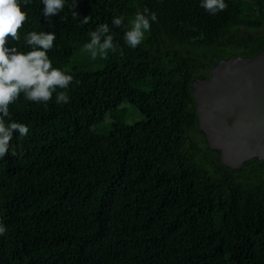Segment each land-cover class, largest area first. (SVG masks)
<instances>
[{
    "label": "trees",
    "instance_id": "16d2710c",
    "mask_svg": "<svg viewBox=\"0 0 264 264\" xmlns=\"http://www.w3.org/2000/svg\"><path fill=\"white\" fill-rule=\"evenodd\" d=\"M20 3L27 21L5 46L28 52L29 32L55 33L49 59L74 81L67 104L21 94L9 106L6 122L29 132L0 159V264H264V159L222 164L197 130L191 87L264 47V0H225L215 15L202 0H79L78 18L66 0L48 20L42 0ZM145 8L157 20L132 49L124 31ZM100 24L116 51L97 69L71 65ZM123 102L142 119L124 123Z\"/></svg>",
    "mask_w": 264,
    "mask_h": 264
},
{
    "label": "clouds",
    "instance_id": "9594fccd",
    "mask_svg": "<svg viewBox=\"0 0 264 264\" xmlns=\"http://www.w3.org/2000/svg\"><path fill=\"white\" fill-rule=\"evenodd\" d=\"M30 0H24L27 6ZM79 0H72L69 10L73 11ZM66 0H42V15L45 20L57 16L65 7ZM201 7L209 14L215 15L225 11L228 5L225 0H202ZM145 13L137 12L130 21V28L124 31V42L128 47L135 49L144 40L145 33L151 29L150 19L155 22L157 16L151 13L150 19ZM27 13L22 11L20 0H0V159L9 154L13 134L18 133L20 138L28 135L26 125L17 122H6L10 118L9 106L14 104L21 94L27 101L34 103H48L56 93L57 104H67L69 95L67 90L73 83L74 77L60 69L54 68L48 52L53 48L56 35L53 32H29L24 44L31 48L28 52L18 51L16 47H6L10 38L14 42L20 41V30L27 21ZM89 16L83 17L81 23H89ZM112 25L115 28L124 27L123 17H114ZM90 40L83 46V51L90 54L95 60L98 56L107 59L110 51H116L113 43L114 36L107 24H100L89 33ZM78 84L79 81H76ZM60 89L61 91H57ZM12 155H16L15 150ZM6 227L0 223V236L6 233Z\"/></svg>",
    "mask_w": 264,
    "mask_h": 264
},
{
    "label": "water",
    "instance_id": "95a60500",
    "mask_svg": "<svg viewBox=\"0 0 264 264\" xmlns=\"http://www.w3.org/2000/svg\"><path fill=\"white\" fill-rule=\"evenodd\" d=\"M209 73L191 85L198 132L232 169L264 159V47L249 57L222 59Z\"/></svg>",
    "mask_w": 264,
    "mask_h": 264
},
{
    "label": "rangeland",
    "instance_id": "374dc122",
    "mask_svg": "<svg viewBox=\"0 0 264 264\" xmlns=\"http://www.w3.org/2000/svg\"><path fill=\"white\" fill-rule=\"evenodd\" d=\"M262 32H263V29H253V28H246V27H241L240 29L236 31L238 36L244 35V36H249V37L256 36L258 34H261ZM84 44H81L77 47L75 56L71 61V65L80 64L86 67H90L92 69L99 68L101 66L99 62L102 60V58L98 56L95 60H93L89 53L83 51ZM239 54H241V52ZM119 108L125 113V117L123 121L126 124H132L135 121L142 119L143 117L139 113V111L133 105L129 104L128 102H123L119 106ZM96 129H98L99 131H102L100 127H97Z\"/></svg>",
    "mask_w": 264,
    "mask_h": 264
}]
</instances>
